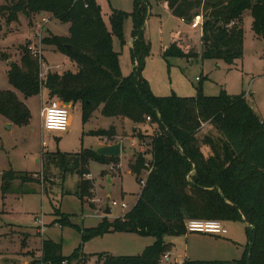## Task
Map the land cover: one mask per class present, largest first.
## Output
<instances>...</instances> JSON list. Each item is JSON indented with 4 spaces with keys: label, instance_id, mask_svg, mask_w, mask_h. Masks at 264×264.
<instances>
[{
    "label": "trees",
    "instance_id": "1",
    "mask_svg": "<svg viewBox=\"0 0 264 264\" xmlns=\"http://www.w3.org/2000/svg\"><path fill=\"white\" fill-rule=\"evenodd\" d=\"M165 6L178 20L191 24L202 17L200 50L191 51L190 44L173 39L162 52L164 59L184 58L187 61H222L232 66L243 54V21L249 15L255 36L264 42V0H154ZM7 13V22L47 15L68 26L65 36H48L43 45L64 55L75 69L48 73L43 80L42 57L33 56L28 44L21 48L20 64L13 63L7 73L8 83L25 98L40 94L44 88L49 99L56 98L81 109L86 123L98 110L107 118L129 120L135 133L145 127L146 119L156 126L152 134L137 133L140 145L144 139L149 161L142 153L129 162L130 173L139 177L152 167L136 204L112 222L104 216L91 229L82 230V240L106 233H131L153 237L154 243L136 256H98V264H161L171 249L165 236L185 235L189 220L242 221L245 223L247 244L239 260H184L183 264H264V122L246 103L243 94L229 96L221 90L208 97L198 89L196 97H156L141 77L149 43L144 37L148 16L145 0H134L131 54L133 72L124 77L119 68V55L112 49V37L123 42L126 15L114 10L110 14L111 30H107L94 0H10L0 8ZM9 24V23H8ZM0 115L13 124H26L30 114L26 105L12 91H0ZM211 125L219 134L215 140L205 136L197 139L202 124ZM98 132V133H97ZM95 134L113 138L112 128ZM112 133V135H111ZM94 135V134H93ZM200 143L209 154L201 151ZM139 145V146H140ZM69 158V159H68ZM118 162L117 158L102 157L94 150L82 149L76 154L56 152L46 154L45 165L56 166L62 173L80 178L77 195L84 200L88 182V165L93 161ZM35 176V175H34ZM34 176L3 175V193L20 179L33 181ZM61 245L43 240L41 260L35 264H73L83 261L75 252L62 256Z\"/></svg>",
    "mask_w": 264,
    "mask_h": 264
},
{
    "label": "rangeland",
    "instance_id": "2",
    "mask_svg": "<svg viewBox=\"0 0 264 264\" xmlns=\"http://www.w3.org/2000/svg\"><path fill=\"white\" fill-rule=\"evenodd\" d=\"M145 1L148 16L144 37L149 43V51L144 57L140 74L147 81L152 94L163 98L173 95L191 98L197 96L198 89L208 97L218 96L221 90L229 96L243 94L246 103L264 122V42L255 36L251 17L248 14L244 16L243 54L234 65L200 58L191 61L184 58L166 60L162 52L173 39H186L190 42L189 49L199 52L201 29H192L190 24L178 20L154 0ZM94 2L109 31L112 11H121L126 15L124 41L113 36L111 44L119 55L121 74L126 77L134 70L130 47L134 0ZM6 5H10V0H0V8ZM3 14V17L0 16V91L14 92L26 105L30 120L18 125L0 115V264H35L41 260L43 240L60 244L65 258L72 257L75 252L83 256L82 262L76 263L74 260L73 264H98V256L101 255L122 257L141 254L154 243L153 237L111 232L83 241L82 230L96 228L104 216L102 207L112 201H123L129 207L124 210L113 207L106 217L109 222L121 217L136 204L143 188L141 181L146 180L147 176L146 172L138 178L131 174L129 162L139 153L149 161L150 154L145 146L149 139H144L145 143L140 145L134 136L139 132L152 134L156 126L146 120L145 127H140L135 133L129 120L104 117L100 110L83 123L80 107L74 106L70 109L71 120L67 132L44 131L40 110L50 100L47 91L42 88L39 95L25 98L8 83L7 73L13 63L20 64L21 48L26 44L28 50L31 48L41 52L43 80L48 73L73 71L75 66L64 55L42 43V39L48 36L67 35L68 26L53 19L48 21L47 15L34 16L29 20L19 14L17 21L7 22V13ZM43 18H47L45 24L42 23ZM64 104L70 107V103ZM111 128L114 133L111 140L95 135L99 130L108 131ZM205 136L215 140L220 138L218 132L207 123L201 125L197 139L202 141ZM117 143L121 144L118 162L100 160L89 163V176L85 178L88 185L82 201L76 194L80 182L77 175H63L56 166L45 165L46 154L60 152L71 155L82 149L95 151L102 145ZM200 147L205 155L210 153L205 145L200 143ZM6 173L19 178L35 176L31 182L23 183L20 179L13 181L10 191L3 193V175ZM95 199H100L101 203ZM98 208L101 210L97 211ZM222 225L227 231L225 236L196 233L165 236V244L171 245L170 263L183 264L186 257L206 261L241 259L247 244L245 223L223 221ZM167 263L161 259V264Z\"/></svg>",
    "mask_w": 264,
    "mask_h": 264
},
{
    "label": "built area",
    "instance_id": "3",
    "mask_svg": "<svg viewBox=\"0 0 264 264\" xmlns=\"http://www.w3.org/2000/svg\"><path fill=\"white\" fill-rule=\"evenodd\" d=\"M47 19V18H46ZM42 19V23H46L47 20ZM202 25V17H197L195 20L190 24V27L193 29L200 28ZM30 51L33 56H38L41 58V52L32 50L30 48ZM43 63H41V66ZM40 77H42V73L40 74ZM40 116L42 118V128L44 131L47 132H59L64 133L68 131V128L70 126V108L66 107L63 102L60 100L53 98L50 100H47L45 105L40 110ZM147 121L150 119L147 118ZM146 170V176L151 173L152 167L150 166V163L147 162L145 164ZM89 175H86L85 178H87ZM146 177V178H147ZM146 180L141 181L142 187L145 185ZM140 185V186H141ZM97 203H101L100 199H95ZM99 206V205H98ZM97 206V207H98ZM106 207H109L110 210H112L113 207L121 208L122 210L128 209L129 205L124 203L123 201H112L109 205L102 207L103 215ZM101 210L100 208L97 209V211ZM97 217V215H94ZM103 216V217H104ZM186 231L187 233H196V234H209L214 236H225L227 234L226 229L223 227L221 221L217 220H189L186 222ZM170 255L166 253L162 257V262L167 263L169 261Z\"/></svg>",
    "mask_w": 264,
    "mask_h": 264
},
{
    "label": "water",
    "instance_id": "4",
    "mask_svg": "<svg viewBox=\"0 0 264 264\" xmlns=\"http://www.w3.org/2000/svg\"><path fill=\"white\" fill-rule=\"evenodd\" d=\"M120 150H121V144L117 143L114 145L101 146L98 149H96L95 152L97 153V155L102 156V157L117 158L120 156ZM108 181L110 182V178H108ZM104 214L106 216L111 214L109 207H106Z\"/></svg>",
    "mask_w": 264,
    "mask_h": 264
},
{
    "label": "crops",
    "instance_id": "5",
    "mask_svg": "<svg viewBox=\"0 0 264 264\" xmlns=\"http://www.w3.org/2000/svg\"><path fill=\"white\" fill-rule=\"evenodd\" d=\"M160 5H161V4H160ZM164 7H165V6H164ZM168 12H169V11H168ZM192 29H193V28H192ZM200 37H201V33H200ZM183 41L185 42V44H190V42L187 41L186 39H184ZM131 46H132V41H131V43H130V47H131ZM72 106H73V105L70 104V107H69V108L71 109ZM102 146H103V145H102ZM110 211H111V210H110ZM107 217H108V216H107ZM213 236H214V235H213ZM170 253H171V251L168 252L169 255H170ZM186 256H187V255H186ZM186 259H188V258L186 257L185 260H186ZM167 264H171V263H170V258H169V261H168Z\"/></svg>",
    "mask_w": 264,
    "mask_h": 264
}]
</instances>
